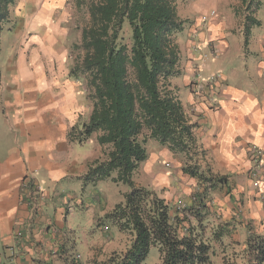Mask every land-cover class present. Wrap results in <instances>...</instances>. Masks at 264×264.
I'll return each mask as SVG.
<instances>
[{"label": "crops", "instance_id": "0c3cea01", "mask_svg": "<svg viewBox=\"0 0 264 264\" xmlns=\"http://www.w3.org/2000/svg\"><path fill=\"white\" fill-rule=\"evenodd\" d=\"M197 21L186 22L182 39L176 38L180 74L170 78L169 84L196 125V142L205 152L210 173L224 180L222 187L235 188L232 196H236L247 193L248 148L255 145L264 153V38L257 46L258 57L248 58L237 48L244 64L254 66L252 73L250 68L243 72L232 69L229 76L221 73L212 94L195 96L190 85L210 78L201 75L211 66L206 60L211 57L218 64L221 50L229 47L222 22ZM36 24L31 22L37 35L30 40L36 50L28 52L30 46L22 44L15 52L13 43L20 32L13 30L10 66L6 72L0 69V254L11 252L9 264L64 261L68 249L60 228L72 206L89 211L74 190H97V185L82 186L81 178L88 163L102 156L96 137L82 144L69 139L70 130L87 121L91 106L83 80L69 75L71 63L63 46L67 33L62 22H38L41 31L50 33V38L46 34L41 41L33 29ZM46 44L52 46L50 51ZM160 151L168 159L175 157ZM159 198L166 200L161 194ZM93 199L99 202L100 197ZM228 210L226 206L222 211L228 215ZM263 214L243 216L253 219ZM4 262L7 264L0 259V264Z\"/></svg>", "mask_w": 264, "mask_h": 264}, {"label": "trees", "instance_id": "16d2710c", "mask_svg": "<svg viewBox=\"0 0 264 264\" xmlns=\"http://www.w3.org/2000/svg\"><path fill=\"white\" fill-rule=\"evenodd\" d=\"M177 1L76 0L77 8L86 9L88 22L79 42L70 48L69 75L84 81L91 111L86 122L70 130L69 139L82 144L96 135L102 148V156L88 163L82 186L107 179L130 186L124 202L106 218L133 237L124 253L90 264H143L153 247L158 249L159 264H214L211 239L201 225L194 227L188 219L171 217L164 200L131 181L148 158L147 142L154 140L172 155L184 157L187 164L194 160L195 169L184 164V174L213 186L224 183L208 166L199 172L198 159L204 161L205 152L197 145L196 125L185 114L177 91L170 88L169 79L180 74L175 40L186 25L177 15ZM15 3L0 0V34L10 23V8ZM241 3L247 11L252 9L244 17L247 40L250 28L259 26L253 14L262 0ZM220 233L209 235L221 241ZM0 259L9 264L11 252L5 255L3 251ZM221 264H264V234H249L240 252Z\"/></svg>", "mask_w": 264, "mask_h": 264}, {"label": "rangeland", "instance_id": "374dc122", "mask_svg": "<svg viewBox=\"0 0 264 264\" xmlns=\"http://www.w3.org/2000/svg\"><path fill=\"white\" fill-rule=\"evenodd\" d=\"M176 10L178 17L185 22H198L197 20L200 19L201 22H222L225 26L223 33L229 47L227 49L224 47L220 56L217 54L220 57L218 64L210 61L211 57L206 60L211 66L206 72L202 70L206 73L201 74L202 78H206L205 75L211 78L221 73L229 76L228 73L232 69H240L243 72L246 68H250V72H253L254 66L250 63L244 64V59L238 56L237 48L240 47V53L248 55V58L258 57L257 46L264 38V0L259 10L253 14L259 26L250 28L247 40L244 37V17L251 14L252 9L247 11L241 0H180L177 1ZM31 22L37 23L38 28L33 26V29L40 36L38 38L40 41L47 34V30L41 31L38 22H62V29L67 33V42L64 41L63 46L67 48L68 59L72 65L70 48L79 42L80 31L88 22L86 9L77 8L76 0H16L15 5L10 8V23L4 25L0 34V69L6 72L7 67L10 66L9 56H13L11 52L13 30L20 32L17 41L13 43L15 52L19 51V46L22 44L30 46L28 52L36 50V44L30 41L33 35H37L31 30ZM48 34L46 38H50ZM182 36L183 34L180 33L176 38L181 40ZM47 46L50 51L52 46L46 44V48ZM207 50L209 54L210 49ZM76 54L73 53V56ZM231 79L230 77L229 81ZM83 84L85 86L84 81ZM161 148L163 152L167 150L154 140L147 142L148 158L134 171L131 181L135 186L156 193L158 198L160 194L165 196L164 202L169 206L171 217L188 219L194 227L201 225L206 231V236L211 239L214 264H221L223 260L238 254L249 234H264V214L253 219H246L243 216V214L255 216L258 212H264V175L263 178L260 176V180H255L247 174L249 184H247L248 189L244 191L247 190L248 194L237 193L236 196H232V190L235 189L232 186H213V183L198 181L184 174L182 167L187 164L185 158L175 156L172 160L168 159L160 153ZM198 162L201 164L198 167L199 172H205L208 166L206 160L198 159ZM194 164L192 160L187 165L194 168ZM204 178L211 180L208 175ZM96 185L89 186L90 188L96 186L97 190L87 189L90 192L84 193L83 187L75 190L73 188L77 198L81 199L82 206L90 208L87 211L84 207L72 206L73 210L68 215L64 228H60L67 241L68 251H64L65 259L59 264H90L93 260L103 261L113 253H124L132 243L131 234L119 231L106 218L116 205L124 202V196L130 192V186L112 183L110 179ZM93 197H100L99 202ZM245 197L249 198L245 199ZM226 206L229 207L228 215L222 211ZM104 227L108 228V233H103ZM212 232H221V241H213L209 235ZM61 259L58 258V261ZM143 264H159L156 247L150 249Z\"/></svg>", "mask_w": 264, "mask_h": 264}, {"label": "built area", "instance_id": "2783aa9c", "mask_svg": "<svg viewBox=\"0 0 264 264\" xmlns=\"http://www.w3.org/2000/svg\"><path fill=\"white\" fill-rule=\"evenodd\" d=\"M220 75L213 76L209 78L204 83H192L190 85V92L195 95L199 96L204 92H209L212 94L214 91V87L216 86L218 80L220 79ZM248 154H249V160H250V170H249V176L254 178L255 180H260V178L264 175V159H263V151L259 147L255 145H251L248 148ZM261 176V177H260ZM263 178V177H262ZM27 181L22 184V186H26ZM39 190V188H37ZM108 228H103V233H108Z\"/></svg>", "mask_w": 264, "mask_h": 264}]
</instances>
